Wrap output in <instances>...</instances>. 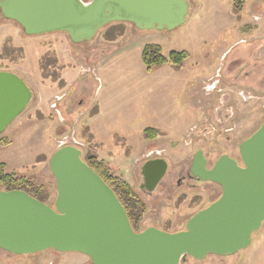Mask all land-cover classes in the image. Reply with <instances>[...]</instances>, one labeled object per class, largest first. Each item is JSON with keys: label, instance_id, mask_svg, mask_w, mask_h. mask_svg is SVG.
<instances>
[{"label": "rangeland", "instance_id": "obj_1", "mask_svg": "<svg viewBox=\"0 0 264 264\" xmlns=\"http://www.w3.org/2000/svg\"><path fill=\"white\" fill-rule=\"evenodd\" d=\"M186 2V21L173 30L112 23L79 44L60 32L25 35L18 24L0 15V70L15 71L32 91L27 107L0 132V162L5 171L41 184L52 205L56 189L48 160L61 145L74 144L81 149L82 159L95 155L102 160L143 204L137 231L149 224L169 232L184 229L189 217L218 197L219 186L205 183L186 190L175 184V174L166 194L156 188L147 195L139 188L144 161L167 159L168 170L175 171L186 168L185 160L198 149L208 152L210 161L224 152L238 156V150L227 148L226 136L242 141L264 120V0ZM110 30L114 39L107 41L104 33ZM251 30L252 39L246 35ZM149 43L158 44L165 56L170 51H186L188 56L177 70L166 63L147 71L140 52ZM39 61L49 77L41 76ZM237 67L233 79L239 90L230 101L231 109L217 118L202 111L201 105L211 104L219 78L225 82L226 70ZM244 67L252 73L248 80L240 72ZM212 75L214 80L203 87L200 81ZM246 81L252 83V91L244 89ZM56 83L65 86L58 89ZM144 84L150 86L146 94ZM92 108L98 116L90 119ZM64 109L72 114L68 116ZM153 127L160 134L154 141L144 140L142 130ZM0 264L91 263L74 252L14 255L0 250ZM192 264H264V221L245 250L226 257L209 255Z\"/></svg>", "mask_w": 264, "mask_h": 264}, {"label": "water", "instance_id": "obj_2", "mask_svg": "<svg viewBox=\"0 0 264 264\" xmlns=\"http://www.w3.org/2000/svg\"><path fill=\"white\" fill-rule=\"evenodd\" d=\"M0 15L25 35L63 32L79 44L112 23L173 30L186 21L188 5L186 0H0ZM31 99L20 76L0 70V132ZM238 158L239 163L221 154L207 170L202 149L196 150L190 172L217 184L220 196L189 217L182 230L135 231L114 192L82 160L81 149L61 145L48 160L56 189L52 205L22 190H0V250L74 252L91 264H180L187 257L232 256L250 245L264 221V120L240 142ZM166 170L163 158L144 161L141 174L149 191Z\"/></svg>", "mask_w": 264, "mask_h": 264}, {"label": "trees", "instance_id": "obj_3", "mask_svg": "<svg viewBox=\"0 0 264 264\" xmlns=\"http://www.w3.org/2000/svg\"><path fill=\"white\" fill-rule=\"evenodd\" d=\"M234 8H236V6ZM240 10L241 8L236 9V13L240 12ZM112 33V30L106 31L104 33V39L112 41L114 39ZM187 56L188 53L186 51H170L168 55L165 56L162 53L161 47L154 43L145 44L140 54L141 61L147 71L166 63L171 64L174 68H179ZM39 69L43 78L49 77L44 72L45 67L43 68L42 61H39ZM56 78H58V76L54 75L53 80H56ZM60 83H62V81H59V84ZM157 135L158 131L154 128H145L142 131V138L147 141L153 140ZM2 144L3 140H0V145ZM83 161L111 188L126 211L132 228L137 231V223L141 219L143 204L136 199L129 185L115 175L110 174L104 162L98 160L95 155H86ZM5 168V164L0 162V187H2L3 190H22L35 199L47 203V192H45L41 184H37L31 179L17 176L14 172H6Z\"/></svg>", "mask_w": 264, "mask_h": 264}, {"label": "flooded vegetation", "instance_id": "obj_4", "mask_svg": "<svg viewBox=\"0 0 264 264\" xmlns=\"http://www.w3.org/2000/svg\"><path fill=\"white\" fill-rule=\"evenodd\" d=\"M130 25H134V24H132V23H129ZM135 26V25H134ZM54 33H56V32H54ZM60 33H63V32H60ZM7 71H11V70H7ZM11 72H14V73H16L15 71H11ZM18 76H20L21 78H23L21 75H19L18 73H16ZM24 79V78H23ZM26 84L28 85V83L26 82ZM28 87L30 88V90H31V87L28 85ZM228 119H229V116L227 117ZM226 118V119H227ZM220 123V122H219ZM220 125H222V123H220ZM226 141H227V143H226V145H227V148L228 149H230V150H238V146H239V144H240V142L241 141H235V140H233V139H230L229 137H227L226 136ZM243 141V140H242ZM204 149H202V151H203ZM194 154V153H193ZM193 154H192V156H193ZM221 154H226V155H228L230 158H232V159H234V160H236V162L237 163H239V158H238V156H234V155H231L230 153H221ZM220 154V155H221ZM192 156L190 157V158H187V160H185L186 161V168H177L175 171H172V169H169L168 170V168H169V166H168V164H169V162L167 161V159H165L166 160V162H167V170H166V172H165V174L161 177V179L157 182V184L155 185V187L151 190V191H149L148 189H147V185L149 184L148 183V181H146V179L144 178V176L141 174V177H142V181H141V184H140V186H139V188L145 193V194H147V195H150L152 192H153V190H155L156 188H159V189H161L163 192H164V194H166V192L167 191H169L170 189H171V187L174 185V176H172V175H175V174H177L176 175V179H175V184H177L178 186H182V187H184L186 190H194V189H196L197 187H202V185L204 186V184L205 183H212V184H215V183H213V182H206V181H201V180H199V178L198 177H196V176H194V175H192V173L190 172V164H191V162H192ZM203 157H204V159H205V163H204V167H205V169H207V170H209L211 167H212V165L214 164V162H215V160L218 158V156H217V158H215V159H213L212 161H210V159H209V155H208V152H204L203 151ZM156 157H153V158H149V159H155ZM148 159V160H149ZM184 161V162H185ZM183 166V165H182ZM217 185V184H216ZM207 189H210V190H212L213 189V186H207L206 187ZM220 188V187H219ZM221 191V190H220ZM220 194H221V192H220ZM220 194L218 195V197L220 196ZM148 197V196H147ZM217 197V198H218ZM216 198V199H217ZM216 199H214L213 201H215ZM212 201V202H213ZM212 202H210V203H212ZM209 203V204H210ZM208 206V205H207ZM206 207V206H205ZM148 227L149 226H153V227H156V228H158V229H160V230H163V231H167V232H169L167 229H165V228H163V227H160V226H158V225H155V224H149V225H147ZM209 256V255H208ZM196 261V259H193V258H191V257H187L186 259H185V261H182V262H180V264H192L193 262H195Z\"/></svg>", "mask_w": 264, "mask_h": 264}, {"label": "crops", "instance_id": "obj_5", "mask_svg": "<svg viewBox=\"0 0 264 264\" xmlns=\"http://www.w3.org/2000/svg\"><path fill=\"white\" fill-rule=\"evenodd\" d=\"M256 28V27H255ZM238 29L240 30V27H238ZM240 33H242L241 31H239ZM242 34H244V33H242ZM252 34H254V32L252 33V30L249 32V33H247L246 35L247 36H249L251 39H252ZM244 36H242V35H240L239 36V40L241 41V39L243 38ZM244 39V38H243ZM239 42V41H238ZM144 46V45H143ZM228 49V48H227ZM227 49H225V51H223L222 53H221V56H220V58H222L223 56H224V54H225V52L227 51ZM141 50H142V48H141ZM140 54H141V52H140ZM141 59V58H140ZM255 60H256V58H255ZM162 66V65H161ZM178 68H176V70H177ZM237 69H239V67H237L235 70L234 69H230V68H228L227 70H226V74H227V76H226V81L225 82H221V77L219 78V81L220 82H218L217 84H218V87L216 88V90L215 91H213L212 92V98H210V102H211V104L210 105H201V110L202 111H204L205 113H207V112H209V113H211L212 115H214V118H215V116H216V118H217V116L218 117H220V115H218V114H220L221 113V115H223L222 113H224V111L226 110V109H231L230 108V101L232 100V99H236V92H237V90H239V87L237 86V85H235L236 84V80L235 79H233V76L235 75V73H237ZM241 70H243V76H244V78L246 79V80H248V79H250L251 78V76H252V73H251V71H249L248 70V68L247 67H244L243 69H240V72H242ZM239 72V73H240ZM66 73V72H65ZM239 73L237 74V76L239 75ZM212 74V73H211ZM220 75V74H219ZM215 77V75H212V77H207V78H204V79H202V81H200V83H202V86L204 87V84L205 83H207L209 80H211V79H213ZM62 78H60L59 80H61ZM68 78H67V73H66V77H64V80H67ZM63 80V79H62ZM63 80V81H64ZM214 80V79H213ZM27 82V81H26ZM66 83H67V81H66ZM245 84H244V89L245 90H248V91H252V83H250V82H248V81H246V82H244ZM57 85H56V87L58 88V89H62L63 87H60L59 86V84L58 83H56ZM188 84V83H187ZM186 84V85H187ZM202 86H201V88H202ZM142 87H146V91H144L143 93L144 94H146L145 92H149V89H148V87H150L149 85H142ZM156 87H158L157 85H156ZM190 88H192V87H190ZM242 88V87H241ZM151 89V88H150ZM243 89V88H242ZM202 92V94H205L204 92H203V89H200ZM150 91H153V89L152 90H150ZM205 96V95H204ZM60 103V102H59ZM67 105H68V107L70 106V104L69 103H67ZM66 106V105H65ZM65 106H64V108H65ZM70 108V107H69ZM93 110V111H92ZM90 111H91V113H90V115H89V118L90 119H92V118H96L97 116H98V112H96L93 108L92 109H90ZM89 111V112H90ZM232 111H233V109H232ZM64 112H65V114H68V116L70 115V114H72L69 110H67V109H64ZM59 113H62V111H60V110H58V114ZM88 113V112H87ZM227 114H228V112H226ZM61 115V114H60ZM224 116V115H223ZM218 121V120H217ZM154 129H156L157 131H158V134H160V131H159V129H157V128H155V127H153ZM144 130V129H143ZM142 130V131H143ZM141 135H142V133H141ZM151 141V140H150ZM154 141V140H153ZM150 143V142H149ZM148 145V144H147ZM146 145V146H147ZM146 148V147H145Z\"/></svg>", "mask_w": 264, "mask_h": 264}]
</instances>
